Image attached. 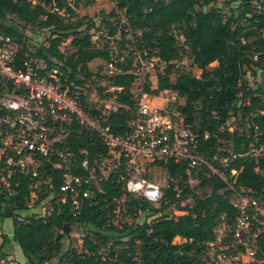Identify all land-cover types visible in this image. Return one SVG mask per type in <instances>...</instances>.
Segmentation results:
<instances>
[{
  "label": "trees",
  "instance_id": "16d2710c",
  "mask_svg": "<svg viewBox=\"0 0 264 264\" xmlns=\"http://www.w3.org/2000/svg\"><path fill=\"white\" fill-rule=\"evenodd\" d=\"M47 1L36 0L37 3L31 4L28 0H0V34L21 43L23 50L27 43L21 26L51 28L47 44L40 45L35 54L49 63L53 62L52 59L64 60L70 69V77L81 85L83 79L80 76L88 79L92 75L89 63L96 58L105 59L107 53L90 42L87 31L93 27V22L86 25L85 33H82L76 30L81 24L79 22L71 28L56 21L68 19L75 14L74 8L87 0H58L57 3L67 9L66 17L46 13L40 3ZM110 1L114 3V10L121 11L126 20L124 27L128 32L121 31L122 44L127 40V34L133 33L139 34L136 48L155 47L165 60L178 59L183 53H191V63L201 70L199 76L182 72L171 80L170 72L175 68L169 67L164 74L157 75L154 89L146 84L145 90L151 94L165 88L175 90L183 102L174 108L183 115L185 123L199 134L204 130L214 132V135L202 140L200 149L217 167L220 165L217 161L219 158L228 157L226 174L228 181H233L234 189L228 188L227 182L216 174L202 169L199 172H206L207 175L201 178V182L210 183L212 191L205 198H200L188 186L181 184L187 177L185 165L168 161L169 186L164 190L160 205L154 207L144 198L126 193L123 184L116 180V173H113L101 182V192L96 191L92 199L82 201L80 212L75 216L70 213L71 203L68 200L61 205L60 212L31 217L23 222L12 219L11 239L24 255L26 261L23 264H48L51 258L60 253L63 235L58 231L64 230V225L69 223L72 229L83 232L81 250L71 248L62 252L57 264H204L203 248L206 241L215 238L214 229L220 216L224 214L225 222L229 226L233 224L236 211L230 203V194L241 191L264 199V156L255 159L246 154L254 134L258 135L260 143H264V99L258 89L247 83L250 63L247 53L242 51L253 44H264L261 33L264 28V0H255L260 8L257 11L251 1L239 0L242 10L237 15L228 16L213 6L216 0ZM11 20L10 25L3 22ZM105 26L109 33H115L112 23L106 21ZM171 26L178 27L181 45L177 43L175 33L170 31ZM255 36V41L242 43V40ZM66 37H70L71 46V53L67 56L59 47ZM257 50L264 52V48ZM215 61L217 66L207 69ZM129 63L127 61L121 65L124 72L111 80L112 84L122 87L116 92V110L107 116V122L115 133L128 128L127 122L132 117L135 105L131 92L133 75L126 72ZM238 102L241 104L237 105ZM196 113L200 115L199 120L195 117ZM239 113L247 120H241L242 127L230 130L227 121L235 119ZM224 139L231 141L230 149L223 146ZM66 145L78 159L83 156L79 150L84 149L90 164L103 152L94 136L78 128L70 132ZM43 167L47 169L46 174L52 177V189L57 190L60 185L58 170H50L47 162ZM231 169L237 171L235 175H231ZM78 171L81 169L74 166L73 172ZM178 177L180 181H177ZM15 182L17 186L13 185ZM29 184L28 177L13 176L11 185L17 193L0 192V219L11 218L24 208ZM177 190L181 191L179 197H176ZM186 194L191 196V204L180 207L185 213L168 215L166 210L173 204L179 206V202L186 200ZM123 195L127 200L122 206L125 212L135 218L136 211L141 209L145 219L115 227L109 223L108 216L113 215L115 200L120 201ZM113 197L118 199L114 200ZM4 237L6 241L9 240L6 235ZM175 237L182 238V242H173ZM103 248L106 253L101 251ZM101 254H105V257ZM255 256L264 264V231L257 239Z\"/></svg>",
  "mask_w": 264,
  "mask_h": 264
},
{
  "label": "built area",
  "instance_id": "2783aa9c",
  "mask_svg": "<svg viewBox=\"0 0 264 264\" xmlns=\"http://www.w3.org/2000/svg\"><path fill=\"white\" fill-rule=\"evenodd\" d=\"M40 5L46 13L68 16L67 9L54 0ZM117 17L112 23L115 33L98 27L89 32L91 44L107 53L103 70L107 96L101 102L102 107L87 101L85 91L70 77L64 60L52 59L49 63L28 44L21 50V43L0 34V192L17 193L11 185L15 175L29 178L24 214L15 216L19 222L60 212L61 205L68 200L70 213L75 216L80 212L82 201L92 199L96 191L101 192V182L113 173L127 193L158 207L169 184L166 178L151 177L150 173L167 169L168 161L184 164L188 176L207 169L229 182L228 157L221 166L215 167L200 149L202 140L214 132L204 130L199 134L185 123L183 115L174 108L181 100L175 90L165 88L157 94L145 90L146 84L154 89L157 75L164 74L167 68L181 69L178 59L161 58L155 47L136 50L133 45L122 44L121 31H127L126 20L122 14ZM127 61L130 63L126 72L133 75L131 92L135 105L128 128L115 133L107 116L116 110V92L122 87L112 84L111 80L124 72L121 65ZM74 128L94 136L102 146L103 152L92 164L84 149L79 150L83 156L78 159L66 145ZM246 154L255 159L264 156V143L259 142L257 134L249 142ZM45 162L50 170H58L60 185L55 191L52 177L43 167ZM76 165L81 171L73 172ZM236 172L230 170L231 175ZM44 178L48 194L40 198ZM177 191L176 197H179L181 191ZM51 194L53 197L49 199ZM184 199L189 203L191 196ZM229 200L236 211L233 224L229 226L225 215L220 216L214 229L215 238L205 242L204 264H262L255 256V248L264 231V199L236 192ZM115 202L113 215L117 217L121 208L119 201ZM142 214L138 209L135 217Z\"/></svg>",
  "mask_w": 264,
  "mask_h": 264
},
{
  "label": "rangeland",
  "instance_id": "374dc122",
  "mask_svg": "<svg viewBox=\"0 0 264 264\" xmlns=\"http://www.w3.org/2000/svg\"><path fill=\"white\" fill-rule=\"evenodd\" d=\"M30 3L31 1L28 0ZM51 0L47 1L50 2ZM58 2V0H54ZM63 2L71 1V0H61ZM252 3H254V10L260 9L258 7V4H255V0H249ZM59 4V3H58ZM60 5V4H59ZM240 5V6H239ZM213 6L216 8H219L223 11L224 15L228 16L230 14L237 15L241 10H242V5L239 3V0H216L213 2ZM239 6V7H238ZM208 7H205V9ZM75 14H72L68 19L64 20H57V23H63L64 25H70L71 28L72 26L76 25L78 22L81 23L76 30L85 33V27L89 23L93 22L94 25L93 27H98L99 29L102 30H107L105 26V22L108 21L110 23H114L117 19V15L123 14L121 11L114 10V3L110 0H87L81 1L80 4L74 8ZM112 13H116L115 15H112ZM7 23V25H10L11 21H3ZM54 27V26H52ZM92 27V28H93ZM21 31L24 35V38L26 40V43L34 50H36L40 45L47 44V40L50 37V31L51 28H36L33 26H21ZM91 29V28H90ZM90 29L87 31L88 33L90 32ZM170 31L175 33L176 35V41L179 45H181V38L179 36V30L178 27L176 26H171ZM261 33L264 37V28L261 30ZM139 34H127L125 41H123V44H128V45H136L137 37ZM255 37H251L248 40H242V43H245V41H255ZM144 47L148 46H142L136 50H143ZM60 48L64 51L66 56L71 53V46H70V37H66L62 43L60 44ZM258 48H264V44H253L252 46L245 47L242 49L243 52L247 53L248 59H249V66L247 67V83L254 88L258 89L257 91L259 92V95L264 99V52L258 51ZM256 55V59L254 56L251 54ZM258 55L260 57H258ZM178 61L180 65L182 66L181 69H173L170 72V79L174 80L179 73L182 72H188L191 73L192 75L199 76L201 73V70L196 68L191 62H192V56L191 53H183L181 57L178 58ZM217 66V62H212L207 66V69H213ZM89 67L91 69V77L88 79H85V77L80 76L79 78L83 79L81 81V87L85 91L87 101L89 103H92L95 106L102 107V101L106 97V90L104 87V76H103V70H104V59L96 58L93 61L89 63ZM183 102V98L181 97L180 104ZM240 105L241 102H238L237 105ZM195 117L197 120H199L200 115L198 113L195 114ZM236 118H231L227 121V124L231 129H235V127L240 128L242 127L241 125V120L244 119V121L247 120V117H243L241 113L235 116ZM248 126V125H246ZM223 146H225V149H230L231 141L229 139H224L222 140ZM218 163L220 164L219 166L222 165V158H219L217 160ZM215 166V165H214ZM217 167V166H215ZM165 173L167 175L168 171L167 169L164 170H158L155 172H151L150 176H155V177H160L165 179L167 181V184H169V174L167 177L164 176ZM199 173V175H198ZM196 174H191L190 176L187 175L185 180L181 182L183 187L188 186V188L191 190L192 193L198 195L200 198H205L208 196L211 191H212V185L210 183H205L203 184L201 182V178L204 175H207V173L203 172L200 173L198 171ZM177 181H180V178H177ZM41 188H40V194L45 195V193L48 194L47 187L45 185L46 183V178L43 179L41 182ZM228 188L234 189L233 188V181L228 182ZM238 191V190H237ZM241 192V191H240ZM127 193V192H126ZM234 193H231L229 197L233 196ZM187 195V194H186ZM188 196V195H187ZM53 197V194L49 195V199ZM127 201L126 196L123 195L120 198L119 201V206L122 209L120 212L119 216H114L112 214H109V223H111L115 227H122L126 224L131 223L132 221H142L145 219V216H140L139 218L137 217H132L129 214L125 212V209L122 207L123 203ZM182 202V201H181ZM179 202V206L177 204L171 205L166 212L170 216H175V215H180L185 213V211L180 210L181 206H185V201L184 202ZM191 201L189 203H186V205H190ZM45 206V205H42ZM41 207L38 209V213L41 211ZM26 213V212H25ZM18 214H24L22 210L16 212L15 215L11 218H4L0 219V243H3L0 249V264H23L25 263L24 255L22 254L20 248L16 245V243L11 239L12 237V228H13V223L12 219H15V216ZM227 227V226H225ZM58 233L63 235V238L61 240V248H60V253L55 255L53 258H51L48 261V264H57L58 258L60 254L68 249H76L77 251L81 250V244H82V236L83 232L79 229H71V231H65V230H59ZM4 235L9 238V240H5ZM82 235V236H81ZM112 241V240H110ZM173 242L180 243L182 242V238L180 237H175L173 239ZM104 253H106V249L103 248ZM2 260V262H1Z\"/></svg>",
  "mask_w": 264,
  "mask_h": 264
},
{
  "label": "water",
  "instance_id": "95a60500",
  "mask_svg": "<svg viewBox=\"0 0 264 264\" xmlns=\"http://www.w3.org/2000/svg\"><path fill=\"white\" fill-rule=\"evenodd\" d=\"M71 225H69V223H66L65 225H64V230L65 231H71Z\"/></svg>",
  "mask_w": 264,
  "mask_h": 264
},
{
  "label": "crops",
  "instance_id": "0c3cea01",
  "mask_svg": "<svg viewBox=\"0 0 264 264\" xmlns=\"http://www.w3.org/2000/svg\"><path fill=\"white\" fill-rule=\"evenodd\" d=\"M25 259V258H24Z\"/></svg>",
  "mask_w": 264,
  "mask_h": 264
}]
</instances>
